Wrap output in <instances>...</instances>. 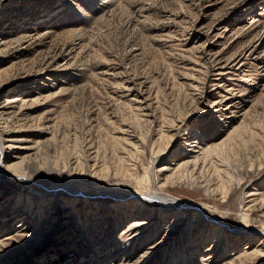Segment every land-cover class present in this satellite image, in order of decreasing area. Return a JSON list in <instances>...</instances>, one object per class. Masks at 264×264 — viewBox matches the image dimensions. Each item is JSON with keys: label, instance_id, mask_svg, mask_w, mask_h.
Wrapping results in <instances>:
<instances>
[{"label": "rangeland", "instance_id": "374dc122", "mask_svg": "<svg viewBox=\"0 0 264 264\" xmlns=\"http://www.w3.org/2000/svg\"><path fill=\"white\" fill-rule=\"evenodd\" d=\"M108 3L0 0V264H264V0Z\"/></svg>", "mask_w": 264, "mask_h": 264}, {"label": "bare ground", "instance_id": "6f19581e", "mask_svg": "<svg viewBox=\"0 0 264 264\" xmlns=\"http://www.w3.org/2000/svg\"><path fill=\"white\" fill-rule=\"evenodd\" d=\"M114 0H109V3L107 5H105L104 7L101 8V11L100 12H104L106 10L107 7H109L112 2ZM134 137V135H133ZM129 139H126L125 141V144L129 147L128 152L130 155H132V152H137V150L135 149V146L132 145L130 143V141H128ZM37 141V140H36ZM32 142V141H31ZM37 143V142H36ZM16 144V143H15ZM11 147H14V146H11ZM10 147V148H11ZM32 148V147H31ZM133 150V151H132ZM161 150V149H160ZM1 151V150H0ZM161 152V151H160ZM160 152H157L155 154L153 158V161L155 160V158L157 157V155L160 154ZM206 151H200V150H194V153L193 155L191 154H186L183 156V158L181 159L182 161L179 162L177 164V166L175 167H172L171 165L170 166H167V164H164L162 166H160V168L158 169V175L156 178H160L161 180H163L162 184H160V188L161 187H165L166 185H168L169 183L170 184H173V180H176V179H181V178H184L185 175H184V171H188V170H200L201 169V166H203L204 164V161H206ZM205 155V157H204ZM257 155V154H256ZM255 155V156H256ZM186 156V157H185ZM255 156L254 158L252 159V162H256L257 160L255 159ZM187 157H190L189 159H186L184 160V158H187ZM123 158V157H122ZM21 161L18 162V163H22L23 160L25 159V157L23 156L22 158H20ZM124 159V158H123ZM122 161V160H121ZM12 164H16V163H12ZM210 164V163H209ZM80 165V164H79ZM126 167H128L129 169L127 170H130V167L128 164H124ZM0 167L3 169L2 165H0ZM95 168V167H93ZM168 171H172L169 175H167V172ZM213 171V170H212ZM105 173V172H104ZM154 175V174H153ZM211 175V174H210ZM18 176V175H17ZM155 177V176H154ZM213 177V176H212ZM218 178H216L217 180L214 181V184H213V188L210 189V184H208L206 182V188L208 189L209 192H212V193H216L217 192V188H219V185L218 183H224V181H222V179L220 178V176H217ZM226 177V176H225ZM215 179V178H214ZM225 180V179H224ZM209 186V187H208ZM57 187H59L58 189H56ZM51 188L54 189V191L56 190H59V189H63L71 194H75V193H82L80 191H77L73 186L69 185L68 183L66 182H57V183H54L52 184ZM67 189V190H66ZM220 191V194L221 196H225L226 192L223 193L222 189H219ZM120 197V196H119ZM142 199H145V200H150L151 202H155V203H158L159 205L161 206H165V207H175L177 209L178 212H180L181 209H190L191 207H195L193 206L192 204H189L183 200H180V199H176V198H173L171 196H167V195H161L160 193H157L155 190H153L152 192H149L147 194H144V195H141ZM142 199L140 200V202H142ZM253 208V209H256V210H259L260 212L264 209V199L263 200H258L256 195L255 194H248V195H245L243 193H241V199H240V208L242 210V208ZM196 208V207H195ZM199 211H197V215L198 217L202 216L205 214V212L198 208ZM241 215L243 216H247L243 213H241ZM139 217V216H138ZM199 217V218H200ZM211 218V221L214 222L215 219H213V217H210ZM217 221V225L220 227L221 226V223L218 221V220H215ZM141 225V220L140 218L138 219H134L131 221V224L129 225V230H132L134 229L135 227ZM219 231V230H218ZM219 237V236H218ZM217 237V238H218ZM232 257H236V258H239V255L236 256H232ZM235 258V259H236ZM234 259V260H235ZM229 260V264H234V263H239L240 262V258L239 259H236L235 261L233 259H231V257L228 259ZM234 261V262H233ZM232 262V263H231Z\"/></svg>", "mask_w": 264, "mask_h": 264}]
</instances>
